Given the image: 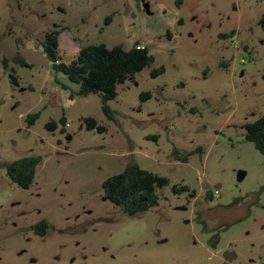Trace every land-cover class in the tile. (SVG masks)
I'll return each mask as SVG.
<instances>
[{
  "label": "rangeland",
  "instance_id": "obj_1",
  "mask_svg": "<svg viewBox=\"0 0 264 264\" xmlns=\"http://www.w3.org/2000/svg\"><path fill=\"white\" fill-rule=\"evenodd\" d=\"M263 14L264 0H0V264H264V155L244 128L264 115ZM56 24L64 62L88 44L150 49L113 118L52 65L13 63L12 82L2 59L41 49ZM29 155L42 161L22 188L6 164ZM128 164L169 181L133 215L103 189Z\"/></svg>",
  "mask_w": 264,
  "mask_h": 264
},
{
  "label": "trees",
  "instance_id": "obj_2",
  "mask_svg": "<svg viewBox=\"0 0 264 264\" xmlns=\"http://www.w3.org/2000/svg\"><path fill=\"white\" fill-rule=\"evenodd\" d=\"M110 17L107 21H110ZM259 25L264 31V14L259 20ZM66 29L56 24L55 27L47 31L40 40L41 51L50 61L53 68L65 74L69 80L78 84V95L89 93L99 94L102 98V108L104 113L114 117L113 110L108 102L117 97V87L127 79L133 77L145 67L150 66L154 57L147 46L134 45L131 48H124L122 45L108 47L106 44H88L79 46L75 57L70 62L62 59L63 51L60 47V35ZM23 67H31V64L21 53L11 58L2 59L3 67L9 71L12 82L19 84L15 68L11 64ZM164 71L163 67L152 71L153 76H157ZM151 97L150 92L141 93L143 100ZM39 117V112L29 113L25 116L29 125L35 123ZM66 122V117H62ZM84 122L88 129H95L99 132L106 130L105 126L99 124L94 117H84ZM57 123L51 120L47 123V128L54 130ZM245 139L252 142L256 149L264 155V115L253 122L244 125ZM188 158L185 156L184 160ZM42 161L41 156L29 155L14 160L6 164V172L10 180L22 188H29L36 177V170ZM168 178L158 173L141 168L138 164H128L123 171L109 176L103 182V189L106 197L116 206L121 207L126 213L133 215L146 211L158 203L157 189L168 184ZM177 193L188 191L187 186H174ZM195 196V193H191ZM209 197L213 199L210 192ZM49 224L43 220L37 223L35 230L45 235Z\"/></svg>",
  "mask_w": 264,
  "mask_h": 264
},
{
  "label": "water",
  "instance_id": "obj_3",
  "mask_svg": "<svg viewBox=\"0 0 264 264\" xmlns=\"http://www.w3.org/2000/svg\"><path fill=\"white\" fill-rule=\"evenodd\" d=\"M21 55L26 58L31 64L34 65H41L45 67H50L51 63L46 58L44 53L38 48V45L36 48H24L20 51ZM246 175L245 171H239L238 172V180H243ZM234 256L232 254H227V259H231Z\"/></svg>",
  "mask_w": 264,
  "mask_h": 264
},
{
  "label": "built area",
  "instance_id": "obj_4",
  "mask_svg": "<svg viewBox=\"0 0 264 264\" xmlns=\"http://www.w3.org/2000/svg\"><path fill=\"white\" fill-rule=\"evenodd\" d=\"M232 42H233L234 46L237 47V41H236L235 37H234V40ZM68 125H70V124L68 123ZM217 196H218V194H217Z\"/></svg>",
  "mask_w": 264,
  "mask_h": 264
},
{
  "label": "crops",
  "instance_id": "obj_5",
  "mask_svg": "<svg viewBox=\"0 0 264 264\" xmlns=\"http://www.w3.org/2000/svg\"><path fill=\"white\" fill-rule=\"evenodd\" d=\"M34 65V64H33Z\"/></svg>",
  "mask_w": 264,
  "mask_h": 264
}]
</instances>
